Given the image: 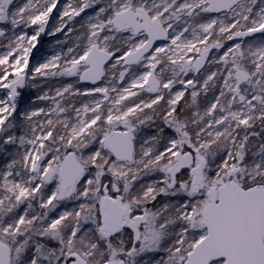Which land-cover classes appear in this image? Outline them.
I'll use <instances>...</instances> for the list:
<instances>
[{"label":"snow or ice","instance_id":"6c2138e0","mask_svg":"<svg viewBox=\"0 0 264 264\" xmlns=\"http://www.w3.org/2000/svg\"><path fill=\"white\" fill-rule=\"evenodd\" d=\"M0 90V264H264V0H0Z\"/></svg>","mask_w":264,"mask_h":264},{"label":"rangeland","instance_id":"374dc122","mask_svg":"<svg viewBox=\"0 0 264 264\" xmlns=\"http://www.w3.org/2000/svg\"><path fill=\"white\" fill-rule=\"evenodd\" d=\"M17 2H23V0H17ZM66 2L67 0H61V4L66 3ZM58 8H59V5H58ZM79 19L80 18H77L78 21ZM57 20H58L57 10H54L52 13V17L49 20V28H53L56 25ZM76 26L78 27L79 24H77ZM28 32L29 34H31L32 29L31 28L28 29ZM64 39L65 38H64L63 33H57L55 36H49L47 32L41 34V36L38 38L36 48L33 49V52L30 56L29 66L31 67L32 64L34 63H43L50 56H52L53 54L57 52H60L61 50L66 51V48L68 46H71L72 40H69L67 44L62 43L60 45H57L56 43L57 40L64 41ZM38 47H39L38 53L36 54V56H34L33 53ZM72 80H74V78H57V79L51 80L49 83L53 87H55V86H59L62 83L72 82ZM36 94H37V90L35 89L25 90L22 93L21 105L30 106V107H47L48 102H44V101H37L35 104H30V100L34 98ZM2 96H3V90H0V97ZM4 163H6V160L4 156L0 155V168L3 167Z\"/></svg>","mask_w":264,"mask_h":264},{"label":"water","instance_id":"95a60500","mask_svg":"<svg viewBox=\"0 0 264 264\" xmlns=\"http://www.w3.org/2000/svg\"><path fill=\"white\" fill-rule=\"evenodd\" d=\"M40 47V45H39ZM39 47L34 51L33 55L36 56V54L38 53Z\"/></svg>","mask_w":264,"mask_h":264}]
</instances>
